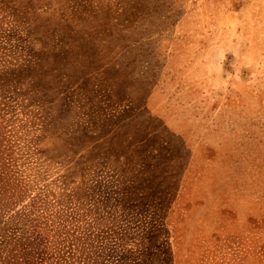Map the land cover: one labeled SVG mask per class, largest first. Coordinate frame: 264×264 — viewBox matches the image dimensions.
<instances>
[{
  "label": "rangeland",
  "instance_id": "obj_1",
  "mask_svg": "<svg viewBox=\"0 0 264 264\" xmlns=\"http://www.w3.org/2000/svg\"><path fill=\"white\" fill-rule=\"evenodd\" d=\"M34 263L264 264V0H0V264Z\"/></svg>",
  "mask_w": 264,
  "mask_h": 264
},
{
  "label": "trees",
  "instance_id": "obj_2",
  "mask_svg": "<svg viewBox=\"0 0 264 264\" xmlns=\"http://www.w3.org/2000/svg\"><path fill=\"white\" fill-rule=\"evenodd\" d=\"M26 248L28 249V250H27V255H28L30 252L34 251V250H33V248H34V245H33V244H29ZM37 255H39V253H37L36 255H32V256H37ZM34 264H35V263H34Z\"/></svg>",
  "mask_w": 264,
  "mask_h": 264
}]
</instances>
